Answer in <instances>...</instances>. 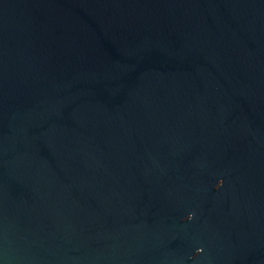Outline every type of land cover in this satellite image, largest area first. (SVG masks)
<instances>
[{
	"label": "water",
	"instance_id": "1",
	"mask_svg": "<svg viewBox=\"0 0 264 264\" xmlns=\"http://www.w3.org/2000/svg\"><path fill=\"white\" fill-rule=\"evenodd\" d=\"M0 264H264V0H0Z\"/></svg>",
	"mask_w": 264,
	"mask_h": 264
}]
</instances>
